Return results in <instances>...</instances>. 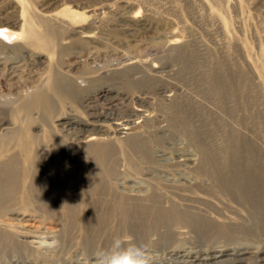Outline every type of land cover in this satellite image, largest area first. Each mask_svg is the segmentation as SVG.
Segmentation results:
<instances>
[{"label": "rangeland", "instance_id": "374dc122", "mask_svg": "<svg viewBox=\"0 0 264 264\" xmlns=\"http://www.w3.org/2000/svg\"><path fill=\"white\" fill-rule=\"evenodd\" d=\"M28 24L52 27L49 48ZM0 28V95L16 97L0 166L22 173L2 194L0 264H95L114 236L151 264H264V201L203 172L205 152L264 168V0H0ZM33 88L46 107L23 99ZM171 207L199 225L156 223ZM44 235L60 246L40 250Z\"/></svg>", "mask_w": 264, "mask_h": 264}, {"label": "bare ground", "instance_id": "6f19581e", "mask_svg": "<svg viewBox=\"0 0 264 264\" xmlns=\"http://www.w3.org/2000/svg\"><path fill=\"white\" fill-rule=\"evenodd\" d=\"M52 27L50 25L47 26L46 30L47 32H42L37 30L35 27H33L31 24H28L25 29H23L24 35H25V40L28 43L33 44L36 47L40 48H45L46 46L49 48V40L47 34L51 31ZM1 30V28H0ZM45 30V31H46ZM4 33V31L2 30ZM17 34V33H16ZM224 83V82H223ZM219 86V85H218ZM32 103H39L42 106L46 107L45 103V94L42 92H36V94L33 95V101ZM122 121V120H121ZM117 123V121H116ZM121 123V122H119ZM130 123V122H129ZM128 122H123L121 127L122 132L124 133H129L131 126ZM132 133V131H131ZM134 133V131H133ZM133 135V134H131ZM136 135V134H135ZM135 138V137H134ZM134 140V139H133ZM135 142V141H134ZM137 143V142H136ZM28 144V141H24V145ZM27 147L22 148L23 155L25 158H29L28 151L26 150ZM238 153V152H237ZM236 152H233L232 158L223 160L222 165H219L216 162V158L214 155L205 152V159H204V166H203V172H207L208 175H210L215 182H217L223 189L227 190L229 194L233 196V198L237 200H242L244 202L250 201V202H255V201H264V168H259L256 167L253 170H250L249 172H243L242 168L235 162L236 160ZM248 154V153H247ZM251 154L249 153V157ZM9 158V157H8ZM8 161V160H7ZM34 162V161H33ZM38 165L42 166L43 162H39L38 160ZM16 166V165H15ZM36 166V165H35ZM37 167V166H36ZM17 168V167H16ZM14 167H11L9 164H2L0 166V171L2 172V175L0 177V204H3V198L2 194L5 193L6 191L9 190H15L17 186L21 185L20 184V176H22L20 170L16 169ZM44 168V165L41 167ZM28 169V168H27ZM25 170V166H24ZM35 170V169H34ZM44 170V169H43ZM43 172V171H41ZM21 173V174H20ZM24 174V173H23ZM201 174V173H200ZM24 177V176H23ZM22 177V178H23ZM25 178V177H24ZM23 178V180H24ZM63 175H58L56 182L61 184L62 182ZM39 180V179H38ZM41 182V181H40ZM53 182V181H52ZM87 181H85L86 183ZM22 183V182H21ZM25 185V184H24ZM33 186V185H32ZM44 186V185H43ZM50 186V185H48ZM88 186V184H87ZM38 187V186H37ZM62 187V186H61ZM202 187V186H201ZM36 188V187H35ZM207 188V186H206ZM21 190V188H18ZM38 189V188H37ZM40 189V188H39ZM188 189V188H187ZM212 189V188H211ZM46 190V187H45ZM86 190V189H85ZM49 191V190H48ZM89 191V190H88ZM199 191V190H198ZM59 192V191H58ZM69 192V191H67ZM73 192V190H72ZM17 193V192H16ZM74 193V192H73ZM18 194V193H17ZM71 194V193H70ZM84 194V193H83ZM7 195V194H6ZM34 195V194H33ZM87 195V194H86ZM192 195V194H191ZM197 195V194H196ZM201 195V194H200ZM206 195V194H205ZM9 196V194H8ZM23 200L25 202H28V197L26 194L23 192ZM16 197V196H15ZM21 197V196H20ZM34 197V196H33ZM48 197V196H47ZM73 200L75 199V196H73ZM186 197V196H185ZM203 197V196H202ZM14 198V197H13ZM17 198V197H16ZM39 198V197H38ZM71 198V197H70ZM8 199V198H7ZM72 199V198H71ZM211 199V198H210ZM13 200V199H12ZM50 200V199H49ZM203 200V199H202ZM205 200V199H204ZM207 201V200H206ZM205 201V202H206ZM44 202V201H42ZM264 203V202H263ZM67 204V203H65ZM77 206V203H75ZM243 204V203H242ZM250 204V203H249ZM5 205V204H4ZM148 205V204H147ZM239 205V204H237ZM251 205V204H250ZM3 206V205H2ZM75 206V207H76ZM157 206V205H156ZM71 207V206H70ZM78 207V206H77ZM76 207V208H77ZM82 207V206H81ZM47 208V207H46ZM49 208V207H48ZM247 208V207H246ZM79 209V208H78ZM143 209V208H141ZM179 209V208H178ZM175 207L171 208H164V209H159V208H152L151 212L153 213L154 220H156V223H166L168 219L171 218H180L183 220H186L187 223L189 224H198L199 218L196 217V215H190L186 212L179 211ZM199 209V208H198ZM250 209V208H249ZM3 210V209H2ZM148 210V209H146ZM192 210V209H191ZM216 210V209H215ZM242 210V209H241ZM50 211V210H49ZM252 212V209H250ZM145 212V211H144ZM215 212V211H214ZM216 213V212H215ZM246 213V212H245ZM250 213V212H249ZM264 213V212H263ZM70 214V213H69ZM222 214V213H221ZM23 217V216H22ZM213 217V216H212ZM217 218V216H215ZM220 217V216H219ZM249 218V216H248ZM33 219V218H32ZM250 219V218H249ZM102 220V219H101ZM99 220V221H101ZM201 221V220H200ZM219 221H221L219 219ZM240 223V222H239ZM81 224V223H80ZM199 225V224H198ZM224 225V224H223ZM160 226V225H159ZM187 226V225H186ZM192 226V225H191ZM104 227V226H103ZM183 227V226H182ZM195 230V229H194ZM220 230H226L222 226ZM260 231V230H259ZM70 232V231H69ZM72 232V231H71ZM196 232V231H195ZM204 232V231H203ZM255 232V231H254ZM198 233V232H196ZM257 233V232H256ZM11 234V233H10ZM193 234V233H192ZM201 234V233H200ZM14 235V234H13ZM96 236V235H95ZM161 236V235H160ZM243 236V235H242ZM12 237V236H11ZM72 237V236H71ZM92 237V236H91ZM100 237V236H99ZM115 237V236H114ZM162 237V236H161ZM194 237V236H193ZM132 238V237H131ZM71 239V238H70ZM13 241V240H12ZM7 243V240L2 238L0 236V244L3 246ZM9 243V241H8ZM16 243V242H15ZM161 244V243H160ZM180 244V243H179ZM20 245V244H18ZM16 246V245H15ZM14 245L12 246V248ZM177 247V246H176ZM239 248V247H238ZM6 247H4V250ZM14 249V248H13ZM19 250V249H18ZM41 250V249H40ZM247 250V249H246ZM16 251V250H15ZM44 251V250H43ZM10 252V251H9ZM224 252V251H223ZM240 252V251H239ZM242 252V251H241ZM6 253V252H5ZM1 254V253H0ZM4 254V252H3ZM37 254V253H36ZM42 254V253H41ZM48 254V253H47ZM51 254V253H49ZM260 254V253H259ZM262 254V253H261ZM52 255V254H51ZM210 255V254H209ZM189 257V256H187ZM205 257V256H204ZM261 257V256H260ZM186 258V256H185ZM203 258V257H202ZM192 259V258H191ZM183 260V259H182ZM186 260V259H185ZM188 260V259H187ZM190 260V259H189ZM194 260V259H193ZM192 260V261H193ZM220 260V259H219ZM157 262V261H156Z\"/></svg>", "mask_w": 264, "mask_h": 264}, {"label": "clouds", "instance_id": "9594fccd", "mask_svg": "<svg viewBox=\"0 0 264 264\" xmlns=\"http://www.w3.org/2000/svg\"><path fill=\"white\" fill-rule=\"evenodd\" d=\"M37 89H28L21 93L25 101L30 100ZM16 102V97L0 95V106L10 107ZM37 247L41 250H54L60 246L57 237L47 235L37 237ZM95 264H151V256L146 245L135 243L131 238L116 236L108 248H101L95 252Z\"/></svg>", "mask_w": 264, "mask_h": 264}, {"label": "snow or ice", "instance_id": "6c2138e0", "mask_svg": "<svg viewBox=\"0 0 264 264\" xmlns=\"http://www.w3.org/2000/svg\"><path fill=\"white\" fill-rule=\"evenodd\" d=\"M0 33H2V30H0Z\"/></svg>", "mask_w": 264, "mask_h": 264}]
</instances>
